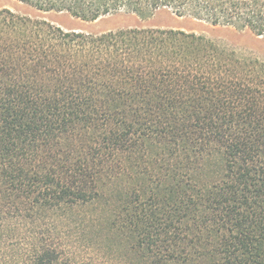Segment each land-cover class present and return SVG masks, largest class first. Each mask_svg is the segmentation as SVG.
<instances>
[{"label":"trees","instance_id":"obj_1","mask_svg":"<svg viewBox=\"0 0 264 264\" xmlns=\"http://www.w3.org/2000/svg\"><path fill=\"white\" fill-rule=\"evenodd\" d=\"M16 1L264 39V0ZM0 264H264V64L181 30L0 9Z\"/></svg>","mask_w":264,"mask_h":264},{"label":"rangeland","instance_id":"obj_2","mask_svg":"<svg viewBox=\"0 0 264 264\" xmlns=\"http://www.w3.org/2000/svg\"><path fill=\"white\" fill-rule=\"evenodd\" d=\"M0 9L31 19L44 20L64 30L86 33H102L119 29L144 28L181 30L205 36L210 41L236 54L256 59L264 64V39L249 31L229 26H213L208 22L191 17H179L171 10H159L150 17L140 18L133 14L117 13L93 22L83 21L65 12H43L16 0H0ZM113 186V185H112ZM111 187V186H110ZM106 187H101L103 192Z\"/></svg>","mask_w":264,"mask_h":264}]
</instances>
